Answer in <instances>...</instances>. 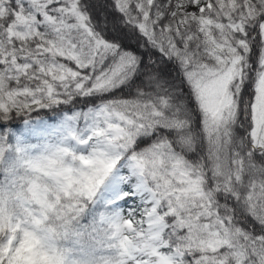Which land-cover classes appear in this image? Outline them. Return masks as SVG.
<instances>
[{
  "label": "snow or ice",
  "instance_id": "snow-or-ice-1",
  "mask_svg": "<svg viewBox=\"0 0 264 264\" xmlns=\"http://www.w3.org/2000/svg\"><path fill=\"white\" fill-rule=\"evenodd\" d=\"M0 264H264V0H0Z\"/></svg>",
  "mask_w": 264,
  "mask_h": 264
}]
</instances>
